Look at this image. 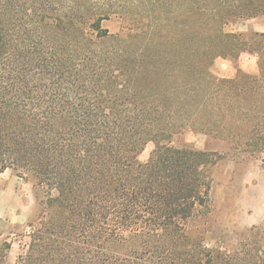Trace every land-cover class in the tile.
Returning <instances> with one entry per match:
<instances>
[{
	"label": "trees",
	"instance_id": "obj_1",
	"mask_svg": "<svg viewBox=\"0 0 264 264\" xmlns=\"http://www.w3.org/2000/svg\"><path fill=\"white\" fill-rule=\"evenodd\" d=\"M263 14L264 0H0V174L42 196L16 264H264V221L204 236L209 167L264 162V32L223 29ZM112 16L122 30L101 26ZM244 52L257 74L212 76ZM185 130L225 151L172 146Z\"/></svg>",
	"mask_w": 264,
	"mask_h": 264
},
{
	"label": "rangeland",
	"instance_id": "obj_2",
	"mask_svg": "<svg viewBox=\"0 0 264 264\" xmlns=\"http://www.w3.org/2000/svg\"><path fill=\"white\" fill-rule=\"evenodd\" d=\"M125 24V20L112 16L102 21L101 26L114 33L122 30ZM223 29L228 33L264 32V14L234 20L225 24ZM257 61L256 54L246 52L241 53L236 60L218 57L211 65L210 72L214 78H231L237 69L257 74ZM170 144L175 147L190 146L197 150L208 147L219 152L225 151L219 141H207L205 135L191 130L174 136ZM152 148L153 144L147 143L139 159L146 161ZM263 163L249 157L235 158L226 152L209 167L211 187L208 200L212 211L209 218L214 222L211 231L204 235L205 245L213 246L221 230L240 231L264 221ZM41 197L32 182L19 177L13 170L7 169L0 174V242L7 237L11 241L5 264H16L17 255L23 251L21 235L29 231V223L37 218ZM203 220L199 218L194 228H202ZM213 228L216 231L213 232Z\"/></svg>",
	"mask_w": 264,
	"mask_h": 264
}]
</instances>
